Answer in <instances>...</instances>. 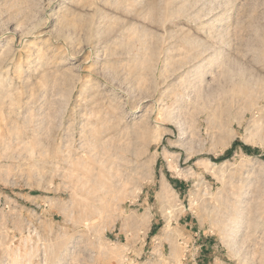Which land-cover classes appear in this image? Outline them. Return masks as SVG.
<instances>
[{
  "label": "rangeland",
  "instance_id": "obj_1",
  "mask_svg": "<svg viewBox=\"0 0 264 264\" xmlns=\"http://www.w3.org/2000/svg\"><path fill=\"white\" fill-rule=\"evenodd\" d=\"M0 264H264V0H0Z\"/></svg>",
  "mask_w": 264,
  "mask_h": 264
},
{
  "label": "bare ground",
  "instance_id": "obj_2",
  "mask_svg": "<svg viewBox=\"0 0 264 264\" xmlns=\"http://www.w3.org/2000/svg\"><path fill=\"white\" fill-rule=\"evenodd\" d=\"M153 9V8H152ZM154 11V10H153ZM189 41V40H188ZM235 222V221H234Z\"/></svg>",
  "mask_w": 264,
  "mask_h": 264
}]
</instances>
